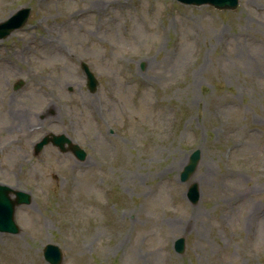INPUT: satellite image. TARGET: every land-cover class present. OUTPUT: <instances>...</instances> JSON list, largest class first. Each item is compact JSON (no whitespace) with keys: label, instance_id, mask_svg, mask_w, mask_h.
Instances as JSON below:
<instances>
[{"label":"rangeland","instance_id":"rangeland-1","mask_svg":"<svg viewBox=\"0 0 264 264\" xmlns=\"http://www.w3.org/2000/svg\"><path fill=\"white\" fill-rule=\"evenodd\" d=\"M93 1L0 0V22L29 8L0 38V182L30 194L0 264H49L46 243L60 264H264V0ZM50 132L85 157L33 153Z\"/></svg>","mask_w":264,"mask_h":264},{"label":"water","instance_id":"water-1","mask_svg":"<svg viewBox=\"0 0 264 264\" xmlns=\"http://www.w3.org/2000/svg\"><path fill=\"white\" fill-rule=\"evenodd\" d=\"M183 4L188 5H203L208 4L212 7L220 10H231L235 9L238 5L239 0H178ZM29 14L28 7H22L13 13L9 18L0 22V38L7 36L10 31L15 28L21 27L27 20ZM81 69L85 74L86 83L90 91H94L97 86V80L94 74L90 71L88 65L82 61L80 63ZM21 81L14 85V88L20 86ZM51 141L54 145H57L61 151H66L70 149L72 153L78 159H83L85 157V152L80 149L75 144H70L68 148L64 146V142L68 141L66 136L62 134L49 133L43 136L34 145L35 153H38L44 144ZM200 158L199 149L192 151L188 157V161L183 165L179 178L181 181H187L192 173L195 171ZM9 192H13L12 189L6 185H0V232H10L17 233L19 231L18 226L14 222L13 213L16 205L28 203L30 195L26 192L15 190L14 198L9 196ZM186 196L188 200L192 203H196L199 199V188L197 182H191L186 189ZM174 250L178 253H182L184 250V239L183 237H178L173 243ZM44 259L50 264H60L62 259V253L60 248L53 243L45 244L43 248Z\"/></svg>","mask_w":264,"mask_h":264},{"label":"bare ground","instance_id":"bare-ground-1","mask_svg":"<svg viewBox=\"0 0 264 264\" xmlns=\"http://www.w3.org/2000/svg\"><path fill=\"white\" fill-rule=\"evenodd\" d=\"M96 0L95 1H93V3H92V6H96ZM88 9H90V7H88ZM194 80H196V76H194ZM50 106V105H49ZM13 115V114H12Z\"/></svg>","mask_w":264,"mask_h":264}]
</instances>
